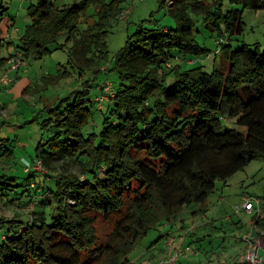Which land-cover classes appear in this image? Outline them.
I'll return each mask as SVG.
<instances>
[{
    "label": "trees",
    "instance_id": "obj_1",
    "mask_svg": "<svg viewBox=\"0 0 264 264\" xmlns=\"http://www.w3.org/2000/svg\"><path fill=\"white\" fill-rule=\"evenodd\" d=\"M126 1L37 0L13 52L3 54L11 43L0 38L3 73L20 55L19 66L9 71L11 82L10 74L29 58L58 49L68 50V62L81 76L91 74L83 90L49 109L44 125L55 132L38 144L31 162L25 160L30 189L24 200H14L27 214L16 211L0 235V264H130L150 229L170 219L180 224L181 213L196 204L202 206L190 213L201 215L218 179L227 180L264 157V52L258 44L237 49L230 44V37L244 30L243 9L264 10V0H229L244 8L226 10L222 0H171L169 5L159 0L175 25L146 26L151 20H144L107 65L108 35L113 23L125 18ZM192 13L216 32L214 52L197 40ZM63 33L65 41L59 43ZM213 55H221L227 66L207 72L194 65V59ZM109 71L116 73V84L98 80V73ZM100 95L108 97L102 106L95 101ZM93 108L102 115L98 130ZM232 120L245 131L225 128ZM37 161L40 170L27 168ZM72 164L79 174L71 171ZM1 221L7 220L0 218V227ZM256 222L264 227L263 220ZM192 228L183 222L178 232L186 235L179 233L177 246L173 238L172 247L180 251L176 264H186L179 258L184 252L199 256L194 244L201 238L189 234ZM219 263L206 256L189 264Z\"/></svg>",
    "mask_w": 264,
    "mask_h": 264
},
{
    "label": "rangeland",
    "instance_id": "obj_2",
    "mask_svg": "<svg viewBox=\"0 0 264 264\" xmlns=\"http://www.w3.org/2000/svg\"><path fill=\"white\" fill-rule=\"evenodd\" d=\"M36 1L0 0V38L6 37L5 42L11 43L9 49L4 48V55L13 52L15 45L19 43L26 26L31 22L29 6ZM53 1L57 4H71L79 0ZM203 1L210 2L211 0ZM222 2L225 10L244 8L242 5L231 4L229 0H222ZM169 3L171 0H168V5ZM124 6L129 9L128 17L114 22L108 35L109 61L107 65L112 64L118 51L128 40V36L135 34L138 25L144 20H151L144 22L146 26L152 25V22H156L159 26L175 25V20L167 13V9L160 7L159 0H127ZM192 17L195 19L197 40L214 52L216 32L206 28L201 18L193 13ZM242 19L245 21L244 30L242 34L230 37L232 48L237 49L243 44H248L253 48L258 44L264 52V10L244 8ZM65 38L66 33H63L58 42L63 43ZM68 61L67 49L53 50L52 53L40 59L29 58L19 72H12L10 76L15 79V82L0 83V218L7 220L6 222L1 221L0 235L9 228V221L14 218L16 211L27 214L19 206L18 200L14 199L21 196L24 200L27 194L26 189H30L27 183L28 173L25 172L24 167L25 160L31 162L35 157L38 144L47 140L55 132L54 126L44 125L51 115L49 109L58 106L60 101L69 96L71 92L83 90V83L91 75L81 76L77 67L69 64ZM194 62V65L203 66L207 72H212L216 66L223 65L224 68L227 66L221 55L208 58L201 56L194 59ZM2 74L0 70V77ZM97 78L99 81L108 78L113 83L115 82L114 84L117 80L114 71L106 74L98 73ZM90 94L92 97L95 96L97 88H91ZM93 109L95 128L98 130L102 124V115L95 108ZM225 128L245 131V128L238 126L235 120L225 123ZM70 169L79 174L77 165L72 164ZM46 181H50L48 177ZM44 196H47V193H44ZM250 197L254 199L256 207V198L264 201V157L250 161L227 180L218 179L204 205V213L202 212L201 215L198 213L197 217L190 213L191 209L197 210L202 206L197 204L192 206L188 212L185 210L181 213L180 224L184 222L188 230L193 227L189 234H192L194 238H201L198 243L194 244V248L200 251L199 256L195 253L181 252L179 257L181 262L196 263L200 257L206 256L219 259L221 262L219 264L239 261L246 250L245 237L253 226L257 227L254 229L256 237H258L259 230L264 229L256 222L257 219L264 222V203L261 206L263 210L261 216L257 215V211L251 213L237 211L245 198ZM32 207L33 205H29L26 210ZM174 224L175 221L170 219L165 224L150 229L131 253L132 263L130 264H158L161 259H166L170 246L173 244V238L179 241V233L183 232L186 235V230L178 232L180 224L176 223L178 225L175 224L172 227L171 225ZM260 253L264 254L261 250ZM201 263H205V260ZM101 264H110V262L106 260Z\"/></svg>",
    "mask_w": 264,
    "mask_h": 264
},
{
    "label": "built area",
    "instance_id": "obj_3",
    "mask_svg": "<svg viewBox=\"0 0 264 264\" xmlns=\"http://www.w3.org/2000/svg\"><path fill=\"white\" fill-rule=\"evenodd\" d=\"M129 10H127L124 14V17L127 18L128 17V13ZM20 55H18L17 57H14L10 60L11 63V67L5 71L3 73V75L0 77V83H6L8 81H10V77H9V71L15 69L16 67L19 66L20 64ZM104 89L105 91H109L110 90V86L108 83L104 84ZM108 99L107 95H100L97 96L95 98V101L97 102V104L99 106H102V104ZM36 168V169H41V163L40 161H37L36 165H27V168ZM256 203H257V207L254 204V199L252 197L250 198H245L244 203L242 204V206H239L237 211L238 212H247V213H251L253 211H257V215L261 216L260 214L262 213V203H264V201L261 198H256ZM254 229H257V227L253 226V229L250 230V232L248 233V235L245 237L247 246H246V250L243 254V256L240 257V262H245L247 264H264V254L260 253V250L262 252H264V229L263 230H259V234L258 237H256V234L254 232ZM173 244L170 246V251L168 253V257L166 259H162L160 260V262L158 264H176V260L177 257L180 254V251L178 250H174V247H172Z\"/></svg>",
    "mask_w": 264,
    "mask_h": 264
},
{
    "label": "crops",
    "instance_id": "obj_4",
    "mask_svg": "<svg viewBox=\"0 0 264 264\" xmlns=\"http://www.w3.org/2000/svg\"><path fill=\"white\" fill-rule=\"evenodd\" d=\"M13 82H15V80H14ZM177 244H178V241L176 240V241H175V246H177Z\"/></svg>",
    "mask_w": 264,
    "mask_h": 264
}]
</instances>
